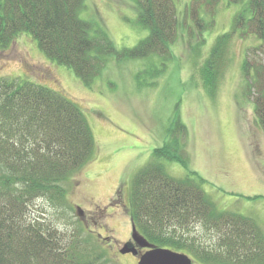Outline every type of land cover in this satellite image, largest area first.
Returning a JSON list of instances; mask_svg holds the SVG:
<instances>
[{
	"label": "rangeland",
	"instance_id": "obj_1",
	"mask_svg": "<svg viewBox=\"0 0 264 264\" xmlns=\"http://www.w3.org/2000/svg\"><path fill=\"white\" fill-rule=\"evenodd\" d=\"M191 2L175 0L179 25L170 56L133 58L119 53L149 34L137 21L136 0H86L81 16L92 22L93 35L102 31L116 49L104 54V66L90 85L71 67L47 57L30 33L0 47V77L53 88L75 101L87 120L93 153L69 176L64 203L54 207L40 199L32 210L61 229L79 230L88 248L102 253L107 264H138L133 254L119 251L131 233L130 187L155 159L154 148L172 138H181L187 164L163 158L167 173L178 179L204 178L201 187L218 211L251 218L264 237V128L257 122L243 71L247 50L260 40L252 33L236 35L211 89L207 62L241 5L221 0L212 8L199 0L197 18ZM118 187L127 207L110 208L112 215L102 212ZM192 236L205 244L213 240L200 226ZM187 254L193 264H205Z\"/></svg>",
	"mask_w": 264,
	"mask_h": 264
},
{
	"label": "trees",
	"instance_id": "obj_2",
	"mask_svg": "<svg viewBox=\"0 0 264 264\" xmlns=\"http://www.w3.org/2000/svg\"><path fill=\"white\" fill-rule=\"evenodd\" d=\"M85 1L0 0V47L30 33L47 57L71 67L90 85L104 66V54L116 49L102 31L93 35L92 22L81 16ZM220 1L207 3L214 8ZM226 1L241 6L207 62L211 89L232 39L254 34L260 42L247 50L243 71L257 122L264 128V0ZM198 3L190 4L197 18ZM136 7L137 21L149 34L119 54L170 56L179 25L175 0H136ZM178 125L184 133V124ZM172 140L154 148L155 159L132 181L130 208L137 229L154 245L190 253L205 264H264V237L251 218L218 211L201 187L204 178L178 179L167 173L163 158L187 164L181 138ZM93 149V133L75 101L34 81L0 77V264L108 263L88 248L79 230L61 229L32 210L40 199L61 206L69 176ZM196 226L210 231L213 240L205 244L192 236Z\"/></svg>",
	"mask_w": 264,
	"mask_h": 264
},
{
	"label": "water",
	"instance_id": "obj_3",
	"mask_svg": "<svg viewBox=\"0 0 264 264\" xmlns=\"http://www.w3.org/2000/svg\"><path fill=\"white\" fill-rule=\"evenodd\" d=\"M78 213L80 216L83 214V210L80 207ZM132 237L140 246L148 248L139 255L138 264H193L192 257L185 252L159 247L150 243L148 239L137 230L135 224H133ZM120 252L137 254L134 244L130 241L124 243Z\"/></svg>",
	"mask_w": 264,
	"mask_h": 264
},
{
	"label": "flooded vegetation",
	"instance_id": "obj_4",
	"mask_svg": "<svg viewBox=\"0 0 264 264\" xmlns=\"http://www.w3.org/2000/svg\"><path fill=\"white\" fill-rule=\"evenodd\" d=\"M120 190H121V188H119V187L115 189L114 195H112L108 199V203L105 205V208L102 210V212H105L106 214L112 215L113 213L110 214V212H109V209L110 208H112V207H120L121 209H124L125 207H127L126 206L127 204H126L125 198L123 197V193ZM102 214H104V213H102ZM132 232H133V221H132L131 233L129 234V236L127 237V239L122 242V245H124V243H126L128 241H130V242H132L134 244V248L136 249L137 254L136 255L133 254V253H127V254H133V256L135 258H137V263H138L139 255L141 253H143L144 251H146L148 248L147 247L140 246L139 243H137L133 239ZM120 249H119V251H120Z\"/></svg>",
	"mask_w": 264,
	"mask_h": 264
}]
</instances>
